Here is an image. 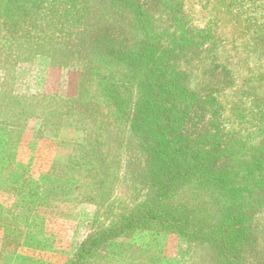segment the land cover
Wrapping results in <instances>:
<instances>
[{
    "label": "rangeland",
    "instance_id": "1",
    "mask_svg": "<svg viewBox=\"0 0 264 264\" xmlns=\"http://www.w3.org/2000/svg\"><path fill=\"white\" fill-rule=\"evenodd\" d=\"M52 1L35 16L21 3L29 0H0V264H230L216 252L218 196L203 180L216 174V166L196 168L168 204L178 216H201L199 231L186 236L153 217V156L141 151L145 139L126 120L132 107L121 115L113 109L134 77L122 68L119 79V71L78 55L77 42L68 38L75 25L58 12V2L68 0ZM201 3L188 1L187 16L209 33L194 37L205 45L186 57L190 69L181 85L186 96H203L204 106L188 114L196 120L176 130L191 146L203 142L200 154L216 156V100L231 119L253 96L264 104V70H255L258 58L245 28L234 26L216 3ZM216 40L227 44L239 80L255 85L219 87ZM68 48L75 54L62 60ZM134 92L125 95L135 101ZM220 131L228 132L223 126ZM204 132L214 138L196 143Z\"/></svg>",
    "mask_w": 264,
    "mask_h": 264
},
{
    "label": "trees",
    "instance_id": "2",
    "mask_svg": "<svg viewBox=\"0 0 264 264\" xmlns=\"http://www.w3.org/2000/svg\"><path fill=\"white\" fill-rule=\"evenodd\" d=\"M29 1L21 3L32 15H37L43 7L53 5L52 0ZM188 1L68 0L58 2L62 8L58 12L62 18L66 15L68 21L75 25L67 37L77 42L75 51L78 55H89L112 73L119 71V79L124 75L120 72L122 68L134 77L133 87L123 88L124 91L120 93L122 100L119 99L113 109L121 115L132 107L133 111L126 113V120L132 122L137 128L136 132L145 139L139 142L141 151L153 156L155 168L151 172V184L158 188L153 202L156 206L153 217L169 229H180L186 236L199 231L197 228L203 226L201 216H178V208L172 209L168 204L189 180L188 177L197 172L196 168L212 170L216 166V174L203 177L207 186L215 187L218 196L214 228L217 234L216 252L223 255L224 261H231L230 264H264V104L261 97L253 96V101L249 100L243 105L241 113L237 109V116L233 119L229 111L222 104L219 105L220 100H216V121H220H217L219 127H216V156L212 153L200 154L199 148L203 142L199 148L191 146L192 141L179 135L176 130L178 124L196 120L197 117L190 120L188 114L196 115L193 110L204 106L199 103L205 100L198 93L186 96L181 85L190 69L186 57L194 56L205 45V42H195L194 37H206L209 33L201 30L187 16L192 11ZM201 1L204 6L216 3L222 8V14L224 11L229 14L234 26L237 24L245 28L249 45L253 44L251 48L258 58V68L255 70L262 72V0ZM191 4L193 7H203L194 2ZM147 18H152L151 22H146ZM218 20L216 31L220 29ZM169 23L173 26H167ZM222 24L226 28L224 19ZM211 25L209 29H212ZM18 27L21 28V25L18 24ZM25 34L30 35V32ZM225 48L227 44L216 40V83H219V87L229 86L230 90H234L239 83L245 87L255 85L251 80H239L236 70L239 67H233L235 62L230 60L229 51ZM68 49L62 60L75 54L71 50L73 48ZM261 78L264 83V75ZM115 89L112 88L111 92L114 93ZM130 89L137 92V100L126 96ZM256 90H261L260 85ZM259 103L263 105H256ZM76 105L80 107L84 104ZM209 105L213 107L214 104ZM248 105L250 108L247 109ZM91 111L96 115L94 108ZM222 126L228 130L227 133L220 131ZM235 126L239 129L235 130ZM245 132L246 136H243ZM197 137L196 143L199 138H214L205 132ZM227 153L231 154L230 158L224 157ZM174 172L177 175H173ZM141 217L143 215L139 214L138 219Z\"/></svg>",
    "mask_w": 264,
    "mask_h": 264
}]
</instances>
